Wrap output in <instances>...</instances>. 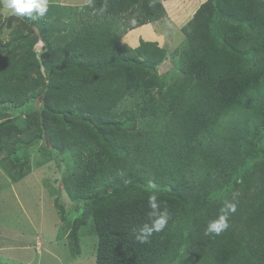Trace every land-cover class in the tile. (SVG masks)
I'll return each instance as SVG.
<instances>
[{
  "label": "trees",
  "instance_id": "1",
  "mask_svg": "<svg viewBox=\"0 0 264 264\" xmlns=\"http://www.w3.org/2000/svg\"><path fill=\"white\" fill-rule=\"evenodd\" d=\"M60 6L49 5L47 20L21 19L43 33L16 31L15 53L0 38V106L31 105L21 127L0 113V151L43 139L70 157L61 184L88 206L76 222L93 221L95 264H264V0H207L182 27L177 70L164 75L154 73L167 56L155 40L132 48L122 29L99 22L125 15L133 29L160 20L159 0H85L63 35V10L51 14ZM29 129L37 134L26 137ZM15 156L10 169H22ZM153 191L170 219L140 244L134 230ZM224 199L236 203L228 229L205 235Z\"/></svg>",
  "mask_w": 264,
  "mask_h": 264
},
{
  "label": "rangeland",
  "instance_id": "2",
  "mask_svg": "<svg viewBox=\"0 0 264 264\" xmlns=\"http://www.w3.org/2000/svg\"><path fill=\"white\" fill-rule=\"evenodd\" d=\"M159 1L166 11L165 17L160 20L133 29H125V15H101L99 22H106L111 30L122 29L124 32L121 33L120 41L132 48L137 46L140 40H155L166 50L167 56L154 73L164 75L166 72L169 74L172 69L177 70L179 52L185 43L182 27L187 25L207 0ZM54 3L56 6L64 5L63 8L60 6L51 12L54 17L55 13L63 10L60 25L63 24L64 29L58 31L63 35L62 33L67 31L65 20L74 19L84 6L85 0H49V5ZM49 10L42 19H48ZM23 17L10 14L0 4V25H3L0 38L3 43H10L7 49L11 53L18 51L15 41L11 42L12 34L16 31L30 37H39L43 33L42 30L31 28L27 25L28 22L25 24L21 20H26ZM47 33L44 32L45 35ZM42 46L41 40L33 45L38 56ZM5 49L6 47H0V54ZM41 104V99L36 101V105ZM30 106L28 104L16 108L3 104L0 106V113L4 116L2 120L27 113ZM2 120L0 119V122ZM15 121L18 127L23 125L20 117ZM34 133L37 134V131L29 129L24 135L27 137ZM16 152L23 154L25 166L12 170V162L9 159L13 156L14 160ZM16 152L9 155L7 146L0 151V264H95L97 237L93 221L87 218L81 225L76 222V217L80 213L82 215L88 206L83 202H74L61 184L64 176L71 170L70 157L69 161L65 162L55 151H51L50 145L43 139L37 140L27 149L20 147ZM19 176L22 177L18 178ZM58 203L63 206L62 211L58 209ZM73 224L77 229L79 227L78 250L71 252L69 233L74 227Z\"/></svg>",
  "mask_w": 264,
  "mask_h": 264
},
{
  "label": "clouds",
  "instance_id": "3",
  "mask_svg": "<svg viewBox=\"0 0 264 264\" xmlns=\"http://www.w3.org/2000/svg\"><path fill=\"white\" fill-rule=\"evenodd\" d=\"M94 0H87L91 6ZM0 4L12 15L28 16L33 19L42 18L48 12L49 0H0ZM154 188V186H153ZM151 211L147 214V221L134 230L135 239L140 244L150 242L154 233L162 232L168 225L170 213L166 206H162L157 192L153 191L148 198ZM236 211V203L224 199L220 214L207 223L205 235H220L229 227V217Z\"/></svg>",
  "mask_w": 264,
  "mask_h": 264
},
{
  "label": "water",
  "instance_id": "4",
  "mask_svg": "<svg viewBox=\"0 0 264 264\" xmlns=\"http://www.w3.org/2000/svg\"><path fill=\"white\" fill-rule=\"evenodd\" d=\"M44 133H45V130H44ZM45 136H46V133H45Z\"/></svg>",
  "mask_w": 264,
  "mask_h": 264
},
{
  "label": "crops",
  "instance_id": "5",
  "mask_svg": "<svg viewBox=\"0 0 264 264\" xmlns=\"http://www.w3.org/2000/svg\"><path fill=\"white\" fill-rule=\"evenodd\" d=\"M38 244H39V242H38Z\"/></svg>",
  "mask_w": 264,
  "mask_h": 264
}]
</instances>
